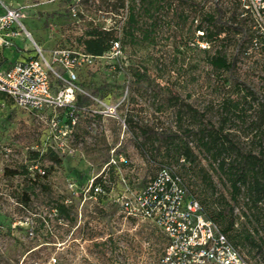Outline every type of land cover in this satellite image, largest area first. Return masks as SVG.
Instances as JSON below:
<instances>
[{
  "label": "rangeland",
  "instance_id": "374dc122",
  "mask_svg": "<svg viewBox=\"0 0 264 264\" xmlns=\"http://www.w3.org/2000/svg\"><path fill=\"white\" fill-rule=\"evenodd\" d=\"M1 1L21 7L30 34L13 38L3 54L9 60L41 55L54 87L59 83L53 71L64 72L52 61L53 49L84 50L77 38L91 27L111 29L117 42L91 65L77 69V125L63 147L51 136L44 116L0 97V264H162L164 233L152 220L127 214L121 201L133 198L162 162L182 176L188 195L200 201L204 188L212 194L209 208L221 194L228 197V183L210 168L208 156L191 137L195 164L172 158V150L156 142L150 145L140 128L170 132L195 128L200 122L217 126L224 102L238 100L239 107L246 108L245 119L230 118L226 125L238 147L257 151L258 136L249 125L254 116L247 108L264 99V35L251 12L242 3L235 9L237 0H163L146 19L139 0H125L124 8L119 0ZM129 5L136 27L145 29L154 22L148 40L141 39L138 29L133 41L124 36ZM214 5L223 9L221 21L227 31L207 45L194 26L201 10L212 11ZM235 11L241 13L233 17ZM215 50L233 62L231 70L208 64ZM243 93L247 101L242 103ZM171 94L178 96L175 105L169 103ZM184 103L203 116L193 121ZM103 104L117 105L115 113L89 116L87 110ZM180 108L184 113L178 120ZM137 142H143L145 153ZM50 149L57 162L48 158ZM200 166L210 176L214 193L201 182ZM187 167L194 172H186ZM38 168L45 174L39 175ZM95 176H103L107 188L96 196L89 192ZM25 189L30 197L24 203L20 193ZM55 202L65 204L66 215L54 213ZM241 207L248 217L240 215ZM234 212L239 215L238 233L229 243H236L233 248L241 264H264V242L241 236L246 228L263 226L264 211L252 213L239 197Z\"/></svg>",
  "mask_w": 264,
  "mask_h": 264
},
{
  "label": "built area",
  "instance_id": "2783aa9c",
  "mask_svg": "<svg viewBox=\"0 0 264 264\" xmlns=\"http://www.w3.org/2000/svg\"><path fill=\"white\" fill-rule=\"evenodd\" d=\"M240 1L264 35V0ZM23 19L21 7L0 0V94L17 106L44 116L51 136L61 140L59 146L63 147L77 125L76 71L100 56L84 50L53 49L52 61L64 72L62 75L53 71L59 83L54 87L48 63L41 55L12 62L3 59L2 50L12 45L13 38L30 35ZM116 106L103 104L102 108H91L87 113L92 117L115 113ZM99 190L97 186L93 188L94 192ZM120 205L129 215L152 220L164 233L162 264L242 263L218 226L204 215L198 200L187 194L182 176L170 166H160L133 198L121 201Z\"/></svg>",
  "mask_w": 264,
  "mask_h": 264
},
{
  "label": "trees",
  "instance_id": "16d2710c",
  "mask_svg": "<svg viewBox=\"0 0 264 264\" xmlns=\"http://www.w3.org/2000/svg\"><path fill=\"white\" fill-rule=\"evenodd\" d=\"M139 1L140 7H143L144 16H146L147 19L148 17H151V8H155L154 5L161 3L163 0ZM235 3L236 9L240 5L241 1L237 0ZM118 4L120 7L124 8L125 0H119ZM127 7V26L124 36L133 41L135 37L134 31L138 29L141 39L148 40L150 34L149 29L153 28L154 22L151 24L148 23V26H146L145 29H141L139 26L136 27L133 7L130 5ZM223 12L224 11L221 6L218 5H214V10L212 11L201 10L200 12L202 16L195 24L194 28L195 30L201 31V34L198 37L202 41L206 42L207 45L209 43H213L215 40H219L221 34L227 31L221 21L224 14ZM240 13L241 12H233V17H236ZM144 24H146V21ZM77 39L78 42L83 45L84 51L92 55L102 54L105 50L112 46L113 42H117V38L113 36L111 29H99L96 27L86 29ZM207 62L215 70L229 71L233 67V62L229 61L226 54L220 50H215L212 55L207 58ZM3 96V94H0V97ZM246 96L247 94L243 93L242 98L244 100L242 103L247 101L245 100ZM177 98L178 96L176 94H171L168 98L169 103L175 105ZM239 104L240 102L238 100L225 101L219 111V121L217 126H212L210 124L207 125L206 123L200 122L197 126H195V128L185 127L181 130L178 128L179 130H172L170 132H158L157 130H151V128H140V135L144 137L150 145H153V143L156 142L159 145L165 146L168 150H172V154L170 155L172 158L174 156H177V158L182 157L184 160L195 164L196 155L193 152L192 147L189 145L188 139L191 137L195 147L201 153L208 156V165L210 168L225 176L226 182L228 183V197L226 198L221 194L220 198L215 200V207L209 208L208 204H213L214 200L212 198V194L207 195V193H205L207 190L204 188V193L200 201L204 206V215H206L218 226L228 241L232 242L236 239L238 233H236L237 227L235 224L237 223L239 215L234 212V208L239 200V197L241 198L243 205H245V207L251 212L264 211V147L261 146V143L264 140V99H257L255 106L249 104L247 108L252 109L254 116V119L249 122V125L256 132L254 136H258L256 143L259 147L256 152H254L253 149L243 150L238 147L232 139L230 126L226 125V122L230 118H237L241 122L244 121L246 116L244 111L246 108L242 107V105L239 107ZM183 108L184 112L188 113L189 117H191L193 121H198V115L203 116V114H198L197 110H195V108H193L189 103H184ZM184 112L181 108L176 111L178 120L181 119V114ZM137 145L141 152L145 153L143 142H137ZM48 158L55 162L58 161L56 154L51 149L49 150ZM162 165H166V163L162 162L159 167ZM199 168L202 172L200 175L201 182L211 187L210 189L213 192L215 189L212 186L210 176H207V173L204 172L205 170L202 166ZM185 170L190 174L194 172L192 167H187ZM38 172L39 175H44L45 169L38 168ZM12 173L17 172L12 170ZM103 179V176H95L92 178L89 187L91 195L96 196L103 193L101 191L107 190ZM96 186L100 188L98 192L93 191V188ZM29 187V189L32 188V186ZM29 189H25L20 193V201L25 203L29 200ZM196 199L200 204L199 199ZM244 209L245 208L241 207L239 210L240 215L248 217L247 212ZM52 210L55 214L61 217V215H66L67 207L63 202H55L52 206ZM255 222L259 225L262 223L259 219ZM262 224L263 226L259 227L262 229V233L255 225L252 226V228L242 230L241 236L243 240L253 242L257 237L261 242H264V222ZM254 234L256 236H254ZM235 245L236 243L234 242L233 246L235 247Z\"/></svg>",
  "mask_w": 264,
  "mask_h": 264
},
{
  "label": "crops",
  "instance_id": "0c3cea01",
  "mask_svg": "<svg viewBox=\"0 0 264 264\" xmlns=\"http://www.w3.org/2000/svg\"><path fill=\"white\" fill-rule=\"evenodd\" d=\"M9 48H10V47H9ZM9 48H4L3 50H6V49H7L6 51H8ZM3 50H2L3 59H5L7 62L15 61V60H9L8 57H7V54H6V53L3 54ZM6 51H5V52H6ZM20 59H24V58L21 57V58H19L18 60H20Z\"/></svg>",
  "mask_w": 264,
  "mask_h": 264
}]
</instances>
